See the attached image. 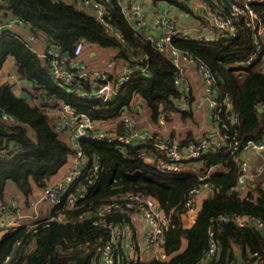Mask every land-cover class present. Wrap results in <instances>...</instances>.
<instances>
[{"label": "trees", "instance_id": "1", "mask_svg": "<svg viewBox=\"0 0 264 264\" xmlns=\"http://www.w3.org/2000/svg\"><path fill=\"white\" fill-rule=\"evenodd\" d=\"M102 1L111 29L76 1L3 0L0 12L4 17L23 18L31 34L59 50L69 63L76 43L83 41L114 49L113 59L129 63L136 71L114 99L88 98L81 93L89 90L92 72L72 84L57 81L48 57L37 54L22 34L5 33L0 39V71L7 57L14 56L16 72L32 81L43 106L31 105L26 96L14 91L11 82H0V204L5 203L8 181L29 195L35 185L47 187L49 180L68 162L70 154L77 153L75 146L62 138L64 133L55 128L44 108L51 99L82 108L94 119L122 115L135 97L143 99L154 121L165 110L182 112L184 118L191 115L190 110L181 107L189 97V90L176 82L178 69L173 58L165 54L166 48H157L148 30L136 27L128 19L118 0ZM152 1L154 4L167 2L192 19H202L210 25L207 12L195 9L188 0ZM206 1L211 4L217 1L218 9H228L234 0ZM252 7L264 21V2H254ZM260 42L259 47L253 31L241 20L231 38L218 37V31L196 37L184 32L173 36L167 45L208 64L216 77L215 95L221 102L228 98L233 107L231 111L223 103L220 119H215V124L230 134L236 133L243 143L249 139L260 140L264 134V107L261 106L264 100L258 97V87L264 88V71L260 69L264 37ZM256 51L258 57L247 64L249 56ZM2 113L9 114L13 120L3 119ZM78 146L85 165L80 157L76 166L83 167V172L62 193L61 201L32 227L29 224L10 226L1 235L0 260L16 248V256L6 264H101L100 250L109 239L110 231L102 224H95L96 220L103 219L98 215L99 207L113 195L130 191L156 198L168 221L164 225V241L157 245L136 244L131 240L132 226V234L118 243L117 264H237L239 254H242V264H264V226L257 224L264 222V172L255 176L242 194L236 188L240 169L236 157L241 151L225 154L224 148H217L187 164L190 168L184 165L180 172H175L161 170L142 157L151 145L80 138ZM97 162L100 168L95 169ZM212 167L215 169L211 170ZM201 182H209L212 192L203 199L195 222L186 227L182 214L188 210L189 192ZM76 193L77 200L69 202V196ZM119 209L112 218L119 223L128 221L129 210ZM232 215L248 216L249 221L238 225L223 218ZM252 218L254 221H250ZM212 237L217 248L213 255L207 256ZM33 239L36 241L32 242ZM18 240L22 241L21 245L17 244ZM130 244L133 250L129 249Z\"/></svg>", "mask_w": 264, "mask_h": 264}, {"label": "built area", "instance_id": "2", "mask_svg": "<svg viewBox=\"0 0 264 264\" xmlns=\"http://www.w3.org/2000/svg\"><path fill=\"white\" fill-rule=\"evenodd\" d=\"M194 1L196 6L200 10L207 12L209 22L211 26H214L218 31V37L231 38L237 33L238 24L241 20L245 22V25L251 28L253 31L256 43L261 46L260 38L264 37V21L262 16L254 10L252 3L264 2V0H234L228 9H218V2L213 4L206 0H190ZM81 6L90 11L98 21L103 23L107 28L111 29V25L106 20L107 12L105 4L102 0H80ZM122 9L128 19L131 20L135 15L136 27H145L146 18L142 11V5L139 0H118ZM3 0H0V6ZM8 26L7 30L3 28ZM16 26H26L23 18L9 15L4 17L0 12V39L10 29ZM156 27L162 28L163 33L160 36L149 35L152 42L159 49H167V45L172 40L173 36L182 35L184 31L181 27L180 16L170 15L168 12L160 14L156 18ZM29 38L34 40L36 36L30 34ZM85 42L79 41L74 47V57L68 62L65 56H62L59 50L54 47H49L45 51H39L40 56L48 57L51 60L50 68L54 79L64 84H72L74 81H80L82 77L88 75L90 71L99 78V82L93 84L90 92L82 94L88 98H96L99 100L106 99L112 100L122 90L124 84L136 71V68L128 66L123 73L117 78L110 77V68L114 67V61H109L105 68L89 70L86 63L82 59ZM171 52L173 60L177 66L178 73H176L175 80L178 83L184 82L183 69H189V65L192 63L197 64V70L199 71L203 82L205 93L202 98L196 103L198 106H202L204 103H208L212 109L213 120H219L220 112L222 110L223 103L226 107L232 111V106L228 98H224L221 102L215 95L217 91L216 77L212 72L208 64L195 57L189 56L178 50L176 47L171 46ZM258 57V51L253 52L246 63L249 64ZM49 60V61H50ZM260 69L264 71V56L263 61L260 63ZM94 69V68H92ZM116 104H113V106ZM264 107V103H261ZM46 112L50 114L51 121L55 128L69 136L75 146L78 160L83 156L82 149L78 146V140L80 138H88L96 141L107 142H122L126 145H151L156 146L159 151L160 157L157 158L156 166L161 170H171L180 172L184 165L190 162H196L201 156L214 152L217 148H224V153H235L237 151L255 150L264 151V134L260 140L249 139L245 143L240 140L236 133L230 134L227 131L216 127L215 131L206 133L197 139L187 140L184 144L176 141L171 136L157 137L154 134L137 128L133 118L130 115H123L121 117V127L115 129H103L98 128L95 124V119L82 108L77 109L74 105L57 101L55 98L51 99L49 103L44 107ZM168 110H165L160 115V123H164L167 119ZM1 117L6 120H13V118L7 114L2 113ZM235 120L236 118L233 117ZM223 128L226 127L225 123H221ZM144 157L145 154H142ZM240 164L239 174L237 178L236 188L246 187L255 178V176L264 172V159L255 164H251L247 159L242 156L236 157ZM85 165V160H82ZM150 162V161H149ZM195 165V164H194ZM95 169L100 168V163L95 164ZM83 172V167L77 168V166L71 168L63 179L59 182H55L52 185L45 187V197L52 199L55 203H59L62 199V193H64ZM204 177V176H203ZM202 177V178H203ZM204 188H213L209 182H201L198 186L193 187L189 192V198L187 200L188 210L194 208L195 202ZM85 194L81 193L83 196ZM78 195L72 194L69 197V202L73 203L77 200ZM99 207L98 215L103 217L95 221V224H102L109 229V239L102 246L100 250L101 264H117L120 258V254L117 251L118 243L127 235L132 234V223L125 221L119 223L115 221L112 216L115 211L119 210H131L138 209L142 211L144 217L148 223V229L146 231V243L157 245L164 241V225L168 221V216L163 212L161 206L156 198L151 195L140 192H126L113 195L109 199L104 200ZM10 207H16V203L0 204V215ZM107 215L111 217L107 218ZM61 218V215H59ZM224 220H233L238 225H244L249 221L248 216L244 215H232L224 216ZM254 221V219H250ZM36 223L29 224L32 227ZM259 226H264L263 221H258ZM6 228L4 220L0 219V229ZM210 235L213 236V231H210ZM36 240L33 239L32 242ZM17 244L21 245L22 241L18 240ZM130 250H133V245L130 244ZM216 241L212 237L210 246L207 250V256H211L216 251ZM165 256L164 253H162ZM254 255H257L255 252ZM16 256V248L5 255L0 260V264L9 263Z\"/></svg>", "mask_w": 264, "mask_h": 264}, {"label": "crops", "instance_id": "3", "mask_svg": "<svg viewBox=\"0 0 264 264\" xmlns=\"http://www.w3.org/2000/svg\"><path fill=\"white\" fill-rule=\"evenodd\" d=\"M67 1L69 2L76 1L77 4L81 6L80 0H67ZM139 1L141 2L142 11L145 14V18H146V25L144 29L148 30L149 35L152 34L154 36L156 35L160 36L163 33L162 28L156 27V18L160 14L167 13V12L170 15H175V14L179 15L180 20H181L182 30L187 34H191L192 37H196L199 34H208V33L216 32V29L212 26H208V28L207 27L204 28V26L201 24L200 21H199V24L197 25L196 24V22L198 21L197 19H192L191 17H189L188 14H186L185 12L179 9H175V7H173L171 4L167 2H160L159 4H154L152 0H139ZM135 16L131 18V21L133 23H135ZM5 30H7V28H5ZM9 31H14L20 35L22 34V36L25 38L26 41L31 42L33 49L37 54L39 53V51H45L49 48V46L46 45L45 41H43V39L40 38L39 36L38 38L36 37L34 40H31L29 38L31 32L29 31L28 28H26V26H16L10 29ZM98 48H101V47H98L95 44L94 45L85 44V48H84L83 55H82L83 61L87 60L93 66H102L101 68H99V69H102L106 67V64L109 61L113 60L114 67L110 70L111 78H117L123 73V71L128 66H130L129 63H124V62L119 63L113 59L114 53L116 52L114 49L105 48L109 50L108 52L109 56L112 55V57L107 60L106 58L101 56V54L103 55V52L101 51V49L99 50ZM166 51L170 53L169 57L173 58L170 45L168 46ZM16 71H17L16 59L14 56L9 55L0 71V74L6 72V75L0 76V82L2 83L11 82L10 84L13 85L14 91L20 96L21 95L26 96V100L31 105H42L41 97L39 96V94H37L33 90L32 81L27 78H21V76H19ZM185 74H186V78H184V82L181 84H184V86L189 90L188 91L189 97H187V101L184 103L185 109L183 110L191 111V115L188 117L194 116V112H196L197 113L196 115H198V119L201 122L202 121L206 122L208 127H205L203 129L202 128L194 129V130L192 129L193 132L188 133L185 136L179 135L174 129H173V132L172 131L170 132V131H167L166 128H160V127H164L163 125H160V122H159L160 116H159L158 121H154L152 117H151L152 120L150 121L147 118V116L143 113V107L145 105V102L143 101L142 98H139V100L137 99L135 102L131 103L130 107H128V110H124L122 112V115L118 116L116 119L111 118V117L109 120H106L108 118L96 119L98 121L97 125L105 127V129L120 128L121 124L118 127L117 125L119 124V121L121 123V117L123 115L128 114L133 118L138 129L146 130L154 134L157 137H164L165 135H167V136L175 137L176 139L178 138L177 140H179V142H181L182 144H184L187 140L197 139L200 136H203L208 132L215 131L217 126L214 123L213 116H212V109L209 106V104L204 103L202 106H199V109L196 108V106L198 107L196 101L198 102L202 98L203 94L205 93L204 82H203V79L199 71L197 70V67L194 65H189V69L185 71L184 77H185ZM91 80L93 81L91 82V84H89L90 86L88 88L89 90L93 88L94 83L97 84L99 82V78L98 76L91 74ZM188 102H190V104H188ZM182 106L183 105H181V107ZM179 113L182 114V112H179ZM169 114H170V111H168L167 113V118ZM150 116H151V112H150ZM109 122H112V124H115V125L112 127ZM154 124H156L157 126L155 129H153ZM61 136L64 140L68 141L72 146H74L69 136L65 134ZM242 156L245 159H247L251 164H255V163L261 162L264 159V151H255V150L250 149V150L243 151ZM84 158L85 157L82 156V160ZM78 161L79 160L77 158V154L76 155L72 154L71 158L69 157L68 162L65 163L58 170V172L53 176L52 181L49 182L48 185L60 180L68 170H70L71 168L77 165ZM186 168H190V166ZM213 169H215V167L211 168V170ZM35 186L36 188H34L33 191L31 192L33 194L31 197L30 196L31 193L29 195H26L22 190H20L17 187V185L13 181L7 182L6 188H5V195L3 197L4 202L5 204H11L15 201L16 207L15 208L10 207L9 210H7L6 212L0 215V219L4 220L6 223V228L0 229V231H2V234H4L6 230L8 229V227L10 226L16 227L19 225L34 223L38 219L47 216L51 212L52 209L47 210L44 208L46 204H44L43 202H48L43 197L44 188L42 187V191H41L40 186H37V185ZM238 188L239 190L242 191V194L245 193L246 187L243 186V187H238ZM211 192H212V188H204L200 192L195 202L194 208L189 209L182 214V221H183L184 226L189 227L195 222L203 199L206 196H208ZM35 197L38 200L36 203L32 201V198H35ZM128 217L130 218L128 221L132 223V226L134 228V233L131 236V240H133L136 244H139V245L145 244L146 243L145 235L148 229V223L142 211L138 209H134V210L131 209L128 211Z\"/></svg>", "mask_w": 264, "mask_h": 264}, {"label": "rangeland", "instance_id": "4", "mask_svg": "<svg viewBox=\"0 0 264 264\" xmlns=\"http://www.w3.org/2000/svg\"><path fill=\"white\" fill-rule=\"evenodd\" d=\"M190 3H192L193 4V6H194V8L195 9H197V10H200L197 6H196V4H195V2L193 1H190V0H188ZM203 1V0H202ZM198 21L196 22V24L198 25L199 24V21L201 22V24L206 28H208V26H210V25H208L206 22H204L202 19H197ZM182 26V25H181ZM199 27V26H198ZM216 33H217V31H216ZM99 47V46H98ZM85 48V47H84ZM99 50L101 49V51L103 52V55L101 54V56L102 57H104V58H106L107 60L109 59V58H111L112 57V55H110L109 56V54H108V52H109V50L108 49H105V48H98ZM165 54L167 55V56H170V53L168 52V51H166L165 52ZM87 63H86V62ZM84 62L86 63V65H87V67H88V69L89 70H95V69H99V68H101L102 66H93L92 64H90L87 60H84ZM192 65H194V66H197V64L196 63H192V62H190ZM92 68H94V69H92ZM113 68V67H112ZM112 68H110V70L112 69ZM185 71L186 70H184L183 69V73H185ZM90 72H92V71H90ZM94 72H98V70H95ZM4 75H6V72H4V73H1L0 74V76H4ZM87 75H85L84 77H86ZM83 78V77H82ZM185 78H186V74H185ZM91 90H83L82 91V93L81 94H87V93H89ZM139 98L140 97H135L132 101H131V103H133V102H135L137 99L139 100ZM198 99V98H197ZM141 100V99H140ZM195 101H196V99H195ZM130 103V104H131ZM196 104V103H195ZM196 108H198L199 109V106L197 107L196 106ZM182 109H185V107H184V105L182 106ZM150 108L145 104L144 105V107H143V113L147 116V118L151 121L152 119H151V116H150ZM197 113L196 112H194V116H192V117H186V118H184L183 116H182V114L181 113H179V111H177V112H175V110H171L170 111V114H169V116H168V118L167 119H165L164 120V123H160V125H163L164 127H160L159 125V127L160 128H166L167 129V131H172L173 132V129L174 130H176V132L179 134V135H181V136H185L186 134H188V133H192L193 132V130L194 129H199V128H205V127H208V125L206 124V122H201L199 119H198V115H196ZM117 117H115V119H116ZM110 118H108V119H106V120H109ZM119 120V119H118ZM95 121V124H98V121L95 119L94 120ZM96 121H97V123H96ZM110 123V125L113 127L115 124H112V122H109ZM214 123H215V120H214ZM121 123H120V121H119V124L117 125V127L120 125ZM216 125V124H215ZM97 127L98 128H103V129H105V127H102V126H98L97 125ZM157 126H156V124H154V126H153V129H155ZM138 128V127H137ZM193 129V130H192ZM199 131V130H198ZM203 133V132H202ZM168 134V133H167ZM64 137V136H63ZM165 137H167V135H165ZM173 139L174 140H176V141H179V140H177L175 137H173ZM79 141V140H78ZM143 154H145V156L143 157L144 159H146L147 161H150L151 163H154L155 165H156V161H157V158L158 157H160V155L161 154H159V151L157 150V147L156 146H151V148L147 151V152H144ZM71 155L72 154H70V158H71ZM69 171V170H68ZM67 171V172H68ZM66 172V173H67ZM66 173L64 174V176L66 175ZM63 176V177H64ZM63 177L60 179V180H58V181H56V182H59V181H61L62 179H63ZM53 178V177H52ZM52 178L49 180V182H51L52 181ZM55 183V182H54ZM53 184V183H52ZM51 184V185H52ZM34 188H36V186H34ZM41 188V191H42V187H40ZM46 189V188H45ZM45 189H44V191H43V197H44V199H46L48 202H43L44 204H46L45 206H44V208L45 209H49V210H51V209H53L54 208V206H55V202L52 200V199H50V198H47V197H45ZM32 193L30 194V196L32 197ZM71 196V195H70ZM69 196V197H70ZM40 197H41V195H40ZM40 197H39V199H40ZM32 201L34 202V203H36L38 200H37V198L35 197V198H32ZM50 201V202H49ZM15 202V201H14ZM16 203V202H15ZM53 205V206H52ZM50 206V207H49ZM2 235V231H0V236Z\"/></svg>", "mask_w": 264, "mask_h": 264}, {"label": "water", "instance_id": "5", "mask_svg": "<svg viewBox=\"0 0 264 264\" xmlns=\"http://www.w3.org/2000/svg\"><path fill=\"white\" fill-rule=\"evenodd\" d=\"M3 28H8V26H4ZM258 97L261 99V100H264V88L263 87H258ZM243 263V259H242V254H239L238 256V262L237 264H242Z\"/></svg>", "mask_w": 264, "mask_h": 264}]
</instances>
